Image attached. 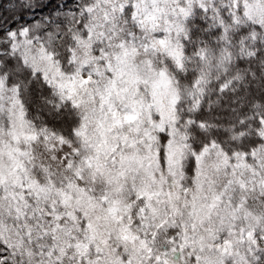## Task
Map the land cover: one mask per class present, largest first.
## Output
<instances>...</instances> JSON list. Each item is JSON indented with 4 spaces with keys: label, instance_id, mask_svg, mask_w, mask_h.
Wrapping results in <instances>:
<instances>
[{
    "label": "snow or ice",
    "instance_id": "6c2138e0",
    "mask_svg": "<svg viewBox=\"0 0 264 264\" xmlns=\"http://www.w3.org/2000/svg\"><path fill=\"white\" fill-rule=\"evenodd\" d=\"M0 264H264V0H0Z\"/></svg>",
    "mask_w": 264,
    "mask_h": 264
}]
</instances>
